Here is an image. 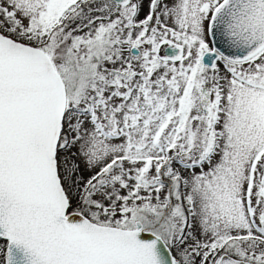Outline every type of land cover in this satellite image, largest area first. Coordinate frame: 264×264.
Instances as JSON below:
<instances>
[{
	"label": "snow or ice",
	"instance_id": "obj_1",
	"mask_svg": "<svg viewBox=\"0 0 264 264\" xmlns=\"http://www.w3.org/2000/svg\"><path fill=\"white\" fill-rule=\"evenodd\" d=\"M0 264H264V0H0Z\"/></svg>",
	"mask_w": 264,
	"mask_h": 264
}]
</instances>
